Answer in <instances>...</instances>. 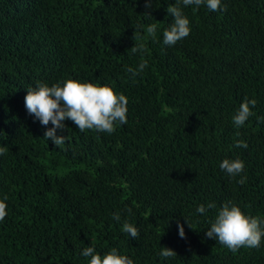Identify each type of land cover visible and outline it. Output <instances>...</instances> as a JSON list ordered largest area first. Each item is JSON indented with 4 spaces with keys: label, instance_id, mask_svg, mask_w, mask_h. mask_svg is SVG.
Listing matches in <instances>:
<instances>
[{
    "label": "trees",
    "instance_id": "16d2710c",
    "mask_svg": "<svg viewBox=\"0 0 264 264\" xmlns=\"http://www.w3.org/2000/svg\"><path fill=\"white\" fill-rule=\"evenodd\" d=\"M175 3L0 0V264H89L90 246L134 264H264V240L233 253L206 236L226 202L264 220V0H221L216 12L180 3L191 32L168 46ZM151 24L155 40L133 39ZM138 42L147 51L131 53ZM142 59L133 77L126 69ZM68 79L126 95L128 122L108 134L68 120L56 133L63 145L44 138L53 125L27 112L28 89ZM246 97L257 104L238 128ZM224 159L242 160L244 171L228 175ZM163 247L177 255L163 258Z\"/></svg>",
    "mask_w": 264,
    "mask_h": 264
},
{
    "label": "clouds",
    "instance_id": "9594fccd",
    "mask_svg": "<svg viewBox=\"0 0 264 264\" xmlns=\"http://www.w3.org/2000/svg\"><path fill=\"white\" fill-rule=\"evenodd\" d=\"M153 0H145V6L151 7ZM206 5L210 11L221 10V0H176L175 4H170L167 13L174 17L171 26L163 31V43L168 46L175 45L178 41L188 37L191 32L190 20L183 14L181 7ZM227 6L224 5V11ZM157 36V25L151 24L146 28V35L141 36L138 30L135 31L133 39L135 41H144L151 37L153 40ZM131 53H144L147 51L146 44L143 42L135 43L130 49ZM148 65L147 60H143L138 68H127V72L133 77L142 72ZM128 97L123 93H116L115 90L107 85L101 86L91 82H80L74 79L66 80L63 85L57 83L49 86L46 83L37 82L35 88H29L25 97V107L30 115H33L44 126L51 123L52 128L48 129L45 137L51 140L56 146H61L66 142V136H57V129L64 130L66 125L64 121H72L81 132L93 130L96 132H106L112 134L116 131L117 124L123 125L128 122ZM257 101H249L247 97L240 105L237 113L233 117V123L236 127L245 124L248 118L254 113L250 105L255 107ZM264 122V117L259 118ZM239 135V133H237ZM236 147L247 148L245 141L236 142ZM7 148L0 147V156L6 154ZM220 168L230 176H237L244 171L245 164L242 160L224 159ZM246 177H242L238 183L243 185ZM6 197L0 199V222H3L7 216ZM214 203H209L207 208L201 204L197 212L203 214L207 209L215 208ZM131 213V208L127 209ZM113 219L119 221L120 214L114 213ZM190 228L193 226L187 220ZM195 230V229H194ZM122 231L130 234L132 238L139 236V230L132 224L125 222ZM179 236L186 238L183 224L179 225ZM206 236L217 240L221 245L236 253L241 248H259L264 240V220L259 217L246 215L240 207L225 203L219 210L215 221L208 229ZM84 257H90L89 264H134V262L125 255H120L113 249L108 254L101 256L95 254V248L90 246L83 250ZM160 255L163 258L175 257L177 252L171 248L163 247Z\"/></svg>",
    "mask_w": 264,
    "mask_h": 264
}]
</instances>
